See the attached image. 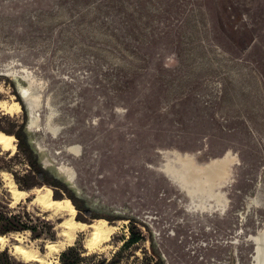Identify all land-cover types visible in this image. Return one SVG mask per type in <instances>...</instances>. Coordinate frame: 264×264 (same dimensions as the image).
Wrapping results in <instances>:
<instances>
[{
	"label": "rangeland",
	"instance_id": "1",
	"mask_svg": "<svg viewBox=\"0 0 264 264\" xmlns=\"http://www.w3.org/2000/svg\"><path fill=\"white\" fill-rule=\"evenodd\" d=\"M20 103L40 166L112 220L73 218L115 227L92 249L88 229L70 246L118 264H156L151 242L159 264H251L246 238L264 224V0H0V128L22 123ZM13 143L0 147V211L25 229L0 234V252L58 264L63 249L45 244L69 216L37 196L68 198L20 187L13 174L29 167ZM225 152L231 183L211 191L178 161ZM131 221L144 240L123 248Z\"/></svg>",
	"mask_w": 264,
	"mask_h": 264
},
{
	"label": "trees",
	"instance_id": "2",
	"mask_svg": "<svg viewBox=\"0 0 264 264\" xmlns=\"http://www.w3.org/2000/svg\"><path fill=\"white\" fill-rule=\"evenodd\" d=\"M19 101V100H18ZM20 102V101H19ZM21 104V103H20ZM21 107L24 111V107L21 104ZM26 122V115L24 111L22 123L17 125L16 123L10 124V130H4L0 128L4 133L8 135H13L17 140V151L21 154L26 164L29 167L27 174L18 178L14 176L15 181L20 187L25 189L33 188L34 186L47 185L56 191L63 192L64 195L70 200L74 208L77 210L79 215H81L84 219L86 218H105L106 220H112L109 216H100L96 214L92 209L85 206L83 201L76 197L70 189L66 187L60 180L56 179L54 176L48 174L39 164L36 155L34 154L32 148L30 147L26 134L24 132ZM55 199H59V196H55ZM0 218L5 219L7 226H5L4 230L0 229V234H6L8 232L20 231L25 229L24 226H19L14 222L15 217L9 216L4 218L3 213L0 211ZM81 218V217H80ZM80 220V219H79ZM84 221V220H81ZM144 240V235L134 221H131L129 226V238L124 243L123 248L129 247L133 244H137L140 241ZM151 255L152 257H156V264L162 262V259L154 248L153 243L151 242ZM5 257L3 260L2 258ZM119 262L115 259V255L111 258H105L96 253H88L82 248L77 246H70L63 250L58 256V264H118ZM0 264H11L10 257L3 252H0Z\"/></svg>",
	"mask_w": 264,
	"mask_h": 264
},
{
	"label": "bare ground",
	"instance_id": "3",
	"mask_svg": "<svg viewBox=\"0 0 264 264\" xmlns=\"http://www.w3.org/2000/svg\"><path fill=\"white\" fill-rule=\"evenodd\" d=\"M15 104L17 105L18 108H20L19 104H17V103H15ZM4 106L5 105H3V108L5 109ZM11 109H12V107H11ZM13 141H14V137L12 135H8V134L0 131V147L3 150L14 152L15 151V145H14ZM191 167L186 168V169H188V173H185L186 177L188 174H190L191 178H192L193 169ZM224 175H225L224 166L220 162L214 161L210 165H208L205 169H201V172L197 175V177L198 176L204 177L205 178L204 180H206V182H208V185L210 187H212L214 182L216 180H221L224 177ZM187 178H184V179H187ZM193 178H194V175H193ZM188 180H189V178H188ZM189 183H190V181H189ZM15 187L16 186H14L12 183H10V190L12 191L13 197L18 198V196L22 193V191L16 189ZM37 201L47 211L52 210V212H54L56 210L57 211L60 210L59 212H61V211L63 213L65 212L67 214V216H69L68 219H66L65 221H63L61 223L60 236L58 235L60 237V240H58V241L56 240L57 242L53 243V244H50V243L47 245L45 244V246L48 250L50 249L52 252H56L57 254H59V251H61L62 249L64 250L65 247H67V246L69 247L72 244V242L74 241L75 236H77L76 234L79 232H84L87 229L89 230V236L86 239L85 246L92 249V248L106 242L109 239L110 235L115 230V227L109 226L107 224L106 220H103V219L95 220L91 224H86L82 221L74 219L75 218L74 215H75L76 210H75L74 206L72 205V203L70 202V200L69 199L56 200V199L52 198L51 197V189H49V188H45L44 193L41 194L40 196H37ZM59 229H58V231H59ZM255 238L257 241V256L255 259V264H264V228L257 234V236ZM4 240H5V238L3 236H0V243H3ZM16 240H18V238H16ZM13 249H15L16 253L19 254L25 260H37V261L40 260L39 259L40 256L38 257L35 254H32L31 252H29L30 251L29 249H28L29 250L28 251V250L18 246V244L15 245L13 247Z\"/></svg>",
	"mask_w": 264,
	"mask_h": 264
},
{
	"label": "flooded vegetation",
	"instance_id": "4",
	"mask_svg": "<svg viewBox=\"0 0 264 264\" xmlns=\"http://www.w3.org/2000/svg\"><path fill=\"white\" fill-rule=\"evenodd\" d=\"M226 155V156H225ZM220 159V160H219ZM219 160V161H218ZM178 161L181 163V165L184 167V168H188V167H191L193 169V172H198V174L201 172V169H205L208 165H210L212 162L214 161H217V162H220L224 168H225V175L224 177L222 178L224 181H226L227 184H230L231 183V173H230V167L233 166V159L230 158V154L229 152H225L224 155L220 158H214V159H211L208 163H206L205 165L203 166H198V167H195L194 164L192 163V161L186 157V158H181L179 157L178 158ZM192 163V164H191ZM228 163V164H227ZM192 172L193 175H195L194 173ZM227 172V173H226ZM196 174V176L198 175ZM192 175V176H193ZM221 179V180H222ZM216 181H220V180H216ZM216 181L214 182V184L212 185V187H210L208 185V182H206V186L208 187V190L211 191L214 186H215V183ZM198 190H201L200 188ZM214 199L215 200V205L214 207H218L220 205V197L218 194H214V196L211 198V200ZM197 207H200V209H205L207 207H211L208 205V203H204V202H200ZM213 207V206H212ZM264 228V224L257 229L256 233L253 234L255 235V237L257 236L256 234L259 233L262 229ZM250 236V235H249ZM248 236V237H249ZM247 237V238H248ZM246 238V241H248ZM250 242V241H249ZM253 254H254V246H253V253H252V260H251V264H252V261H253Z\"/></svg>",
	"mask_w": 264,
	"mask_h": 264
},
{
	"label": "water",
	"instance_id": "5",
	"mask_svg": "<svg viewBox=\"0 0 264 264\" xmlns=\"http://www.w3.org/2000/svg\"><path fill=\"white\" fill-rule=\"evenodd\" d=\"M258 234V233H257ZM256 234V235H257ZM248 241H250L253 246H254V254H253V261H252V264H255V259H256V256H257V241H256V238H255V235H250L248 238H247ZM70 247V246H69Z\"/></svg>",
	"mask_w": 264,
	"mask_h": 264
}]
</instances>
